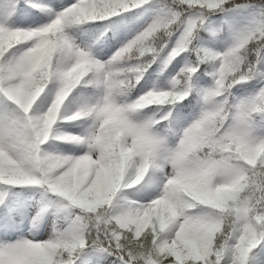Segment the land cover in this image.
Listing matches in <instances>:
<instances>
[{
	"label": "snow or ice",
	"instance_id": "6c2138e0",
	"mask_svg": "<svg viewBox=\"0 0 264 264\" xmlns=\"http://www.w3.org/2000/svg\"><path fill=\"white\" fill-rule=\"evenodd\" d=\"M0 264H264V0H0Z\"/></svg>",
	"mask_w": 264,
	"mask_h": 264
}]
</instances>
